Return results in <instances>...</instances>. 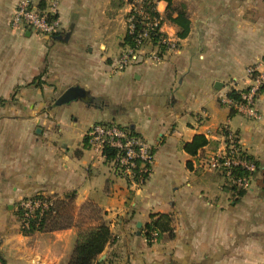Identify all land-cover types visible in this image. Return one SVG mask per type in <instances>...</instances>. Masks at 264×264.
Masks as SVG:
<instances>
[{"label":"crops","instance_id":"1","mask_svg":"<svg viewBox=\"0 0 264 264\" xmlns=\"http://www.w3.org/2000/svg\"><path fill=\"white\" fill-rule=\"evenodd\" d=\"M17 1L0 0V99L18 106L0 116L4 264H68L76 226L20 230L16 203L34 194H72L76 223L102 217L113 239L96 264H264V88L258 120L228 103L230 91L247 86L246 68L264 57V0H172L187 12L188 35L178 39L176 26L165 21L177 49L119 72L114 63L124 48L127 0H60L61 27L50 37L11 27ZM166 6L159 1L161 14ZM71 87L85 98L55 108ZM56 92L47 111H39ZM96 122L127 126L153 145L143 184H129L87 143ZM223 125L258 164L241 194L220 173L200 167L199 155L222 144ZM199 134L207 144L188 154L184 145ZM152 214L171 216L170 240L147 242L144 225Z\"/></svg>","mask_w":264,"mask_h":264},{"label":"built area","instance_id":"2","mask_svg":"<svg viewBox=\"0 0 264 264\" xmlns=\"http://www.w3.org/2000/svg\"><path fill=\"white\" fill-rule=\"evenodd\" d=\"M160 0H127L128 11L125 30L134 36V47L125 46L114 63L116 72L128 66L150 61L160 62L163 55L159 54L158 45L151 43L155 35L163 34V14L158 9ZM60 0H18L10 18L12 28L32 29L44 36H53L60 30L58 8ZM141 28L137 31L136 26ZM160 42L166 44V50H176L178 39H170L165 33ZM150 42L153 49L144 51L145 44ZM264 58V57H263ZM247 67L248 84L236 91L238 99H229L228 103L239 114L258 119L256 99L264 83V59ZM222 144L212 152L199 155L200 167L204 171L220 173L225 185L237 190H247L257 171L256 159L243 148L237 132L229 126L221 128ZM87 143L105 158L104 148L116 150L115 155L106 160L113 169L129 184L141 185L151 174L153 164V145L144 137L134 133L129 127L115 122H96L86 134ZM54 198L45 194H34L22 197L17 202V211L21 210L20 228L28 229L30 219L36 211L42 213L52 206Z\"/></svg>","mask_w":264,"mask_h":264},{"label":"trees","instance_id":"3","mask_svg":"<svg viewBox=\"0 0 264 264\" xmlns=\"http://www.w3.org/2000/svg\"><path fill=\"white\" fill-rule=\"evenodd\" d=\"M163 1L167 3L165 13L163 14L164 20L176 26V36L178 39L185 38L189 33L190 21L184 6H173L172 0ZM140 28L141 26L138 24L136 26L137 31H139ZM160 35L165 36L164 33ZM161 36L159 37V35H155L152 38L151 43L153 45H158L159 54L163 55L166 51V44L160 42ZM134 45V36L125 30L122 46L134 47ZM263 88L264 85L261 86L260 91ZM229 96L233 100L238 99L237 93L234 90L229 92ZM206 144L207 140L203 135H195L190 142H187L184 145V150L188 154L194 155L199 148ZM103 153L105 159L109 160L115 155L116 150L106 147L104 148ZM236 191L238 194H241L245 190L236 189ZM69 203L73 204L72 194H67L66 199H55L52 206H50L47 210L43 211L42 213L39 211L35 212L34 216L30 219L28 229L20 228V230L23 233L29 234L33 232L64 229L71 226H76V239L68 259V264H96L99 255L103 252L107 243L113 239L110 228L101 216H97L95 218L96 222L94 224L86 225H84L83 222H74L73 215H68V220L60 221L64 207ZM90 205L93 210L98 209L93 204ZM17 212L18 217H21V210H18ZM171 223L172 218L168 214H152L149 217V221L144 225V236L147 242L151 244L153 241L158 240L165 234L173 236V228ZM1 261L4 262L3 260Z\"/></svg>","mask_w":264,"mask_h":264},{"label":"rangeland","instance_id":"4","mask_svg":"<svg viewBox=\"0 0 264 264\" xmlns=\"http://www.w3.org/2000/svg\"><path fill=\"white\" fill-rule=\"evenodd\" d=\"M146 46L145 47H150L151 49H153V47H152V45L150 44V42H147V44H145ZM177 47H178V45H177ZM150 49V50H151ZM167 49V48H166ZM264 59V58H263ZM254 65V64H253ZM252 65H250V66H248V67H251ZM247 69V68H246ZM246 77H247V72H246ZM264 85V84H263ZM54 92V91H53ZM57 93L58 92H56V93H53L52 94V98H51V100L47 103V100H46V103H45V105L43 106V107H40L38 110L39 111H41V112H45V111H47V109H48V107L49 106H51V103H53V100H54V98L55 97H57ZM10 100H2V99H0V116H1V114H3V112H9L10 114L11 113H13V112H17V105L16 104H12L11 102H9ZM257 103V102H256ZM60 105H56V106H54L55 108L56 107H58V108H61V107H59ZM61 106H63V105H61ZM20 107H22V106H19V108ZM14 108V109H13ZM29 110H31V109H29V108H26V109H22V108H20V112H26V111H29ZM258 110V109H257ZM258 113V115H259V118H260V113H259V111L257 112ZM76 116H79V114H75ZM238 118H239V116H237ZM245 117V116H244ZM243 117V119L242 118H240L241 119V121H242V124H243V122L244 121H247V120H244L245 118ZM247 118V117H246ZM258 118V119H259ZM240 119H237L236 121L239 123V120ZM250 119V118H249ZM258 119H256V120H258ZM253 120H255V119H252L251 121H253ZM241 124V123H240ZM65 135L67 136V134H66V132L64 131V133H62V136L63 137H65ZM70 136V138H73V136L70 134L69 135ZM56 137H59V135H58V133H56L55 132V134H54V138H56ZM61 138V137H60ZM58 139V138H57ZM18 202V201H17ZM87 209L88 208H92L91 207V205L89 204V205H87V206H85ZM18 209V207H17V203H16V207H15V211H14V213L15 212H17L16 210ZM74 212H75V207H74V205L73 204H68V205H66L65 207H64V210H63V212H62V217L60 218V221H65V220H68V215H73L74 214ZM17 216H18V212H17ZM74 219L75 218H73V221H74ZM78 221L80 220V218H78L77 219ZM140 228H141V226H140ZM145 237V236H144ZM172 238V236H169V235H167V234H165L162 238H161V240H170ZM0 264H4V262H2L1 261V258H0Z\"/></svg>","mask_w":264,"mask_h":264},{"label":"water","instance_id":"5","mask_svg":"<svg viewBox=\"0 0 264 264\" xmlns=\"http://www.w3.org/2000/svg\"><path fill=\"white\" fill-rule=\"evenodd\" d=\"M78 97L85 98V94L83 93V90H81L78 87H71V88H68L62 95H60L56 99L55 104L61 105L64 103H68L69 101L76 99ZM137 226L140 227L141 224L138 223Z\"/></svg>","mask_w":264,"mask_h":264}]
</instances>
